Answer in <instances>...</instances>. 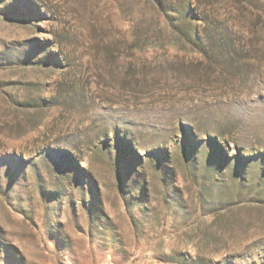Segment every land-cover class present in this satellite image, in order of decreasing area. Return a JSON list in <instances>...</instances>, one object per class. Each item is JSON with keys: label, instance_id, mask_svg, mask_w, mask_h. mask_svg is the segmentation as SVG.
<instances>
[{"label": "rangeland", "instance_id": "374dc122", "mask_svg": "<svg viewBox=\"0 0 264 264\" xmlns=\"http://www.w3.org/2000/svg\"><path fill=\"white\" fill-rule=\"evenodd\" d=\"M0 264H264V0H0Z\"/></svg>", "mask_w": 264, "mask_h": 264}]
</instances>
